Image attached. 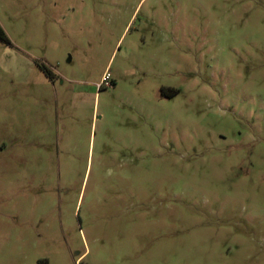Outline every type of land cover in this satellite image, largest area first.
I'll list each match as a JSON object with an SVG mask.
<instances>
[{"label":"rangeland","instance_id":"374dc122","mask_svg":"<svg viewBox=\"0 0 264 264\" xmlns=\"http://www.w3.org/2000/svg\"><path fill=\"white\" fill-rule=\"evenodd\" d=\"M0 29V264H264V0H0Z\"/></svg>","mask_w":264,"mask_h":264},{"label":"trees","instance_id":"16d2710c","mask_svg":"<svg viewBox=\"0 0 264 264\" xmlns=\"http://www.w3.org/2000/svg\"><path fill=\"white\" fill-rule=\"evenodd\" d=\"M0 41H7V38L4 32L0 29ZM46 72V71H45ZM48 74V73H47Z\"/></svg>","mask_w":264,"mask_h":264}]
</instances>
